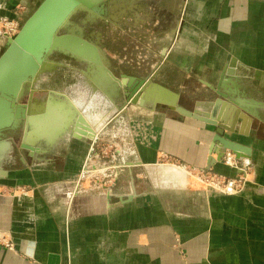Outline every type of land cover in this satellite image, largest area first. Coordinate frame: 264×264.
<instances>
[{"label":"crops","instance_id":"0c3cea01","mask_svg":"<svg viewBox=\"0 0 264 264\" xmlns=\"http://www.w3.org/2000/svg\"><path fill=\"white\" fill-rule=\"evenodd\" d=\"M180 1L184 28L145 40L162 57L140 78L175 86L179 105L210 116L217 99L232 103L229 94L249 102L231 104L246 118L225 132L250 151L245 190L223 195L180 169L168 171L210 167L213 125L157 101L128 103L124 91V100H108L119 141L112 137L110 152H98L106 121L77 120L104 95V81L86 78V99L51 90L43 100L34 82L19 102L27 106L15 119L22 123L0 130V264H264V0ZM41 2L0 0V55ZM7 20L18 23L16 32H4ZM250 80L260 81V98L250 96ZM32 102V117L47 121L45 134L31 136L32 125L25 137ZM212 169L237 172L222 162Z\"/></svg>","mask_w":264,"mask_h":264},{"label":"water","instance_id":"95a60500","mask_svg":"<svg viewBox=\"0 0 264 264\" xmlns=\"http://www.w3.org/2000/svg\"><path fill=\"white\" fill-rule=\"evenodd\" d=\"M95 5V2H89L88 0H42L32 15L21 26L19 32L9 40L7 48L0 55V130L5 125L9 127L13 120L20 115L22 117L26 116L27 106L22 105L21 107L19 102L27 95L32 84V81L28 80L27 77L35 72L39 63L44 58L47 59L49 54L55 51L70 54L73 58L88 63L91 69V64L99 65V53L93 44L76 34L59 33L67 24L71 15L78 9H95ZM39 25H47L48 30L44 35L31 40V45L25 46L23 41L26 42V38L31 31ZM28 41L30 42V40ZM229 73H234V69ZM150 83L152 82L149 80L137 82L135 86L130 83L128 86L119 89L118 92L124 89L125 95L129 98L128 103L147 104L145 98ZM166 89L170 90L169 88ZM222 95L224 97V94ZM220 101L222 102L221 99H217V103ZM155 104L167 105L170 109L185 116L193 117L216 127L211 153L216 154L217 157L210 164V167L217 162H222L228 149L234 151L239 158H249L250 151L248 147L225 137L226 131L234 133L238 121L240 119L244 120V117L240 116L239 110H234L235 112H231L232 110L223 111L216 116L206 115L200 113L199 107L188 110L179 105L176 93L175 102L158 101L152 103V105ZM250 115L254 116L252 113ZM82 132L84 135L89 134L86 131Z\"/></svg>","mask_w":264,"mask_h":264},{"label":"flooded vegetation","instance_id":"af4514ba","mask_svg":"<svg viewBox=\"0 0 264 264\" xmlns=\"http://www.w3.org/2000/svg\"><path fill=\"white\" fill-rule=\"evenodd\" d=\"M128 2L127 0H101L95 2V9H78L71 15L67 24L59 33L76 34L93 44L99 53V66L108 70L118 80L127 78L128 83L125 86H128L132 81L135 84L148 80L154 82L155 80L151 79H141L140 76H146L151 64L157 63L162 56H160L158 51H155L156 53L154 52L153 54L150 53V50L145 47V40L160 39L167 28L173 29V35L176 36L185 25L182 16L184 6L180 3V0H135L131 7L127 6ZM78 12H82L83 18L79 24H76L73 22V19L74 15ZM107 31H114L113 36L116 38L110 40L106 35ZM166 52L167 49L162 48L164 57H166ZM68 55L65 59V65L74 60L72 59V55ZM120 60L122 63L129 60L128 64L132 66L131 69L122 65L123 68L121 70L123 72H121V66L117 65V61L120 63ZM137 60L138 63H136ZM57 61H49L50 66L42 73L52 70ZM232 67L234 68V66H231L230 71L233 69ZM42 73L39 75L37 81L41 78ZM90 84L94 88L92 81ZM161 86L169 88L165 84H161ZM96 89H100L98 85ZM169 89L176 93L177 89L175 86ZM93 92L95 93V88ZM99 93L100 91L97 92V94ZM101 93L100 95H103ZM125 98L129 99L128 97ZM228 98H231L232 105H249L247 100L239 98V96L234 97L229 94Z\"/></svg>","mask_w":264,"mask_h":264},{"label":"rangeland","instance_id":"374dc122","mask_svg":"<svg viewBox=\"0 0 264 264\" xmlns=\"http://www.w3.org/2000/svg\"><path fill=\"white\" fill-rule=\"evenodd\" d=\"M134 1L135 0H127V2H128L127 6L131 7V5L134 4ZM81 13L82 12H78L74 15L75 16L73 19L74 23L79 24L80 20L83 18V15ZM20 24L22 26L24 23L20 22ZM47 30H48L47 25H45V26L39 25L38 27H35L31 31L29 36L26 38L27 41L26 42L23 41V43L25 44V46L31 45V40L44 35ZM113 33H114V31L113 32L112 31L106 32V35L110 40L116 38V37L114 38ZM124 37H126V36H124ZM28 40H30V42ZM116 48H118V47H116ZM68 56H69L68 54H65L61 51H55V52L48 55V57H47L48 61H57V60L58 61L55 63V66H53L54 68L52 70H47L44 73H42L41 79H45V80H38L36 82L35 85L37 88H39V90H37L35 92V95L37 98H39L41 100L47 98L48 93L51 90H63V92H66L67 94L69 93V94H72V96H76L74 98H85L86 99L88 97L89 90L87 89V87L85 85V80H86V78H93L94 77V75H95L94 68H92L93 69V71H92V69L90 68L88 63L81 61V60H78L76 58H72L74 60L71 62H68V65H65V63H66L65 59ZM118 63H119V61H117V64ZM128 63H129V60H126V61H124V63L122 65H124L126 68L131 69L132 66ZM117 73H115L116 76H118ZM257 82L260 83V81H257ZM257 82H254L252 80H250L248 82L249 85L253 84L254 86H256V87H254V89L256 88L255 90H251V88H246L248 90L249 89L251 90L250 96H251V93L253 94L252 96L256 95L257 89L260 86L259 84L257 85ZM110 83H115V85L110 87L109 86ZM122 87H123V84L121 82V79L120 80L116 79L114 75L111 76L109 78L108 84L104 85V90L107 94L104 92V95H102L101 99L95 100L93 102L92 106L86 111V114H85L86 117L83 116V114H80L79 115L80 117H78V120H77L78 122L79 121L80 122L86 121V119L88 121H91L92 123H98L100 120L101 121L103 120L104 122L106 121L105 125L108 127V133L105 134L106 140L104 142H102L100 147L97 149L98 152H101L103 150L107 151L108 153L110 152L111 148H109L108 145H105V143L108 144L109 142H111V140L113 141L112 137L115 140L119 141V134H118L119 132H118L117 128H114L115 130H113V127H115V125H116L114 122L115 121V116H114L115 112L108 107V100H110L114 96H118L117 99H120L122 97L121 99L124 100V97H123L124 90L123 91L121 90L118 92V90L121 89ZM260 89H261V86H260ZM117 93H118V95H117ZM121 93H122V95H121ZM258 95H256V97L260 98ZM262 98H260V100L264 101V97H262ZM45 102H47V101H45ZM36 103L41 104V103H44V101L36 100ZM165 107H168V106L165 105ZM103 108H104V110H103ZM104 122H102V123H104ZM29 128H30V126L26 127V129H29ZM20 130H21L22 135H23L24 129L21 128ZM167 166H172V165H167ZM169 169L170 170H168V171H171V170H178L179 171L180 168L172 167ZM179 172H181V170ZM156 175H157V172H156ZM156 175L154 177H156ZM93 177L95 178V175H93Z\"/></svg>","mask_w":264,"mask_h":264},{"label":"built area","instance_id":"2783aa9c","mask_svg":"<svg viewBox=\"0 0 264 264\" xmlns=\"http://www.w3.org/2000/svg\"><path fill=\"white\" fill-rule=\"evenodd\" d=\"M18 26L17 22L7 20L3 24V29L5 33L11 34L18 30ZM222 163L236 170V174L233 176L222 174L213 170L212 167L206 169L173 165L218 193L223 195L241 194L249 183L252 172L249 158H239L234 151L228 149L224 154ZM8 246L11 247V244L8 243Z\"/></svg>","mask_w":264,"mask_h":264},{"label":"bare ground","instance_id":"6f19581e","mask_svg":"<svg viewBox=\"0 0 264 264\" xmlns=\"http://www.w3.org/2000/svg\"><path fill=\"white\" fill-rule=\"evenodd\" d=\"M89 2H99V1H101V0H88ZM81 34V33H80ZM9 40V39H8ZM3 51V50H2ZM104 61V60H103ZM50 66V64H49V61L46 59V58H44L43 60H42V62H40L39 63V65L37 66V69L35 70V72L34 73H32V74H30V75H28V77H27V79L28 80H30V81H32V83H34V82H36L37 81V79H38V77H39V75L46 69V68H48ZM91 66H92V68H94V73H95V75H94V79L96 80H94V82L95 83H97L98 85H99V83L101 82V81H104V83H103V88H104V85H107L108 84V82H109V78L111 77L110 75H109V77L107 78V70L105 69V68H103L102 66H99V65H93V64H91ZM105 67V66H104ZM111 75L113 76V74L111 73ZM106 78V79H105ZM121 82H122V84H123V87L122 88H124V86L128 83V79L127 78H122V80H121ZM115 85V83H110V87H112V86H114ZM157 89H159L160 91H162V92H164V96H162V97H159V98H156L155 97V92H156V90ZM53 94H55V95H58V97H61V96H63V94L64 93H62V92H52ZM147 95H146V103L147 102H152V101H160V102H175V93L173 92V91H171V90H168V89H166V88H163L161 85H159V84H157V83H154V82H152V83H150L149 85H148V88H147V93H146ZM178 99V98H177ZM47 103V102H46ZM232 107H231V104H229V103H227V102H218V103H215V105H214V110H213V114H212V116L214 115V116H216V115H218V113H220V112H223V111H230V110H232L231 109ZM29 115H28V117H27V119H26V123H27V125H29L30 126V128H29V130L26 132V135H25V137L29 134V132L31 131V129L33 128V126L32 125H34V130L32 131V134H31V136H33L34 135V133H36L37 135H42V134H45V131H44V127H45V125H46V123H47V121H45L44 120V118H43V116H40V115H38V118L37 117H32V114H33V102L30 104V106H29ZM199 111H200V113H204V114H206V115H209L207 112H205V111H203V110H200L199 109ZM232 112V111H231ZM50 114V113H49ZM80 117V116H79ZM243 117L244 118H246V115L244 114L243 115ZM46 118H48L47 116H46ZM49 119V118H48ZM22 121V119H20V120H13V123H11V125L9 126V128H12V129H16V127L18 126V124L20 123ZM1 133V132H0ZM62 135H64V134H62ZM70 135H72V134H70ZM65 136V135H64ZM73 136H75V135H73ZM75 137H77V136H75ZM79 138V137H78ZM32 139V138H31ZM44 140V139H43ZM9 145H10V147H12V144L10 143V141H8L7 142ZM25 143H27L26 141H25ZM12 149V148H11ZM182 172V171H181ZM180 172V173H181Z\"/></svg>","mask_w":264,"mask_h":264}]
</instances>
